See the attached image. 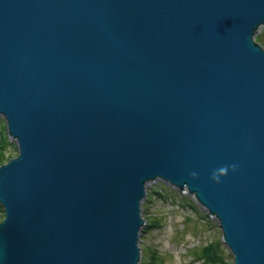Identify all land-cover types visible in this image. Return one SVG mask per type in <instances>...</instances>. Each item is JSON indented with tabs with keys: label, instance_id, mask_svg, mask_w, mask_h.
<instances>
[{
	"label": "water",
	"instance_id": "1",
	"mask_svg": "<svg viewBox=\"0 0 264 264\" xmlns=\"http://www.w3.org/2000/svg\"><path fill=\"white\" fill-rule=\"evenodd\" d=\"M263 22L264 0H0V264H136L156 178L264 264Z\"/></svg>",
	"mask_w": 264,
	"mask_h": 264
},
{
	"label": "rangeland",
	"instance_id": "2",
	"mask_svg": "<svg viewBox=\"0 0 264 264\" xmlns=\"http://www.w3.org/2000/svg\"><path fill=\"white\" fill-rule=\"evenodd\" d=\"M255 35L264 43V22L257 27ZM0 143L4 156H15V142L5 131L2 115ZM144 189L140 200L143 222L137 234L139 256L136 264H231L232 254L221 240L217 220L185 187L177 189L156 178L148 180ZM208 243H212V247L216 243L222 263L204 262L200 257L201 246Z\"/></svg>",
	"mask_w": 264,
	"mask_h": 264
},
{
	"label": "trees",
	"instance_id": "3",
	"mask_svg": "<svg viewBox=\"0 0 264 264\" xmlns=\"http://www.w3.org/2000/svg\"><path fill=\"white\" fill-rule=\"evenodd\" d=\"M258 39H259L258 36L255 35L254 40L264 47V43H261ZM1 143H0V163H2L3 160H5L7 157H10V156H4L3 149H1L2 147ZM0 210H1V207H0ZM211 244L212 243H208V244L201 246L200 254H199L200 257L204 258V262L205 261H209V262L219 261L222 263L221 255L219 252L217 253V250H216L217 248L216 243L213 244L214 245L213 247Z\"/></svg>",
	"mask_w": 264,
	"mask_h": 264
},
{
	"label": "clouds",
	"instance_id": "4",
	"mask_svg": "<svg viewBox=\"0 0 264 264\" xmlns=\"http://www.w3.org/2000/svg\"><path fill=\"white\" fill-rule=\"evenodd\" d=\"M233 170H234V168H233ZM227 172H228V168L227 167L220 168L218 171H216V172H214L212 174V180L214 182H217L218 183L219 182V178L226 176L227 175ZM195 176H196V174L193 173V177H195Z\"/></svg>",
	"mask_w": 264,
	"mask_h": 264
}]
</instances>
